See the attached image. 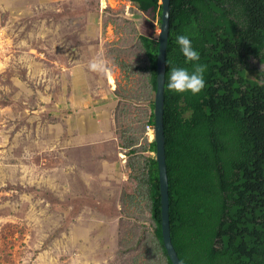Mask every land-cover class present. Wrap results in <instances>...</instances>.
<instances>
[{
  "label": "rangeland",
  "instance_id": "374dc122",
  "mask_svg": "<svg viewBox=\"0 0 264 264\" xmlns=\"http://www.w3.org/2000/svg\"><path fill=\"white\" fill-rule=\"evenodd\" d=\"M116 1L0 0V264H167L148 200L125 184L118 130L144 104L119 123L112 87L139 94L131 22L154 12ZM96 57L107 75L89 70Z\"/></svg>",
  "mask_w": 264,
  "mask_h": 264
},
{
  "label": "trees",
  "instance_id": "16d2710c",
  "mask_svg": "<svg viewBox=\"0 0 264 264\" xmlns=\"http://www.w3.org/2000/svg\"><path fill=\"white\" fill-rule=\"evenodd\" d=\"M132 1L154 12L138 26L131 22L141 50L125 71L140 75L132 81L139 94L123 93L116 80L112 87L125 94L119 123L134 103L149 101L150 112L139 105L147 133L156 121L164 0ZM170 21L164 119L173 242L183 264H264V0H171ZM178 35L191 39L199 63L208 66L196 95L166 87L173 67L191 73L196 63L182 54ZM118 132L131 153L157 150L155 139L138 144L125 125ZM128 163L134 198L148 200L155 242L174 264L164 242L157 155Z\"/></svg>",
  "mask_w": 264,
  "mask_h": 264
},
{
  "label": "water",
  "instance_id": "95a60500",
  "mask_svg": "<svg viewBox=\"0 0 264 264\" xmlns=\"http://www.w3.org/2000/svg\"><path fill=\"white\" fill-rule=\"evenodd\" d=\"M170 9L171 0H164L163 13L160 26V52L158 57V88L156 92V121L155 140L157 142L156 155L160 168V183L162 192V225L164 242L174 264H183L179 252L173 242L171 231V193L168 174L167 153H166V132H165V83L167 69V49L170 36Z\"/></svg>",
  "mask_w": 264,
  "mask_h": 264
},
{
  "label": "clouds",
  "instance_id": "9594fccd",
  "mask_svg": "<svg viewBox=\"0 0 264 264\" xmlns=\"http://www.w3.org/2000/svg\"><path fill=\"white\" fill-rule=\"evenodd\" d=\"M176 41L186 60L196 63L193 64V71L191 73L185 68L173 67L166 87L175 93L191 92L193 95L199 94L205 88L204 74L208 66L199 63L200 55L197 50H194L192 41L188 36L178 35ZM88 68L90 71L101 75H107L110 72L106 60L102 57L93 58L89 62ZM147 134H149L148 131ZM153 138L155 139V135Z\"/></svg>",
  "mask_w": 264,
  "mask_h": 264
},
{
  "label": "crops",
  "instance_id": "0c3cea01",
  "mask_svg": "<svg viewBox=\"0 0 264 264\" xmlns=\"http://www.w3.org/2000/svg\"><path fill=\"white\" fill-rule=\"evenodd\" d=\"M126 87V86H125ZM139 103V102H137ZM136 103V105H137ZM144 108L147 112H150L151 111V105L149 103V101H145L144 103ZM145 119V118H144ZM143 120V119H142ZM139 122H132L131 123V126L129 128H127L129 130V132L131 131V133H133V135H135L136 137H138V144H146L147 141H152L154 140L153 137H151V134H147L146 133V128H145V132L142 128H140L139 126ZM145 136H148V139L145 137ZM129 148L125 147V184L128 183V180L130 178V167H129V161L132 159H136V157H146V156H155L156 155V152L154 151H150V150H147V151H138V152H134V153H131L128 151Z\"/></svg>",
  "mask_w": 264,
  "mask_h": 264
},
{
  "label": "built area",
  "instance_id": "2783aa9c",
  "mask_svg": "<svg viewBox=\"0 0 264 264\" xmlns=\"http://www.w3.org/2000/svg\"><path fill=\"white\" fill-rule=\"evenodd\" d=\"M101 5L104 9H107L109 7L115 8V3H117L116 0H100ZM124 3V1L122 2ZM125 3H127L126 11L131 14H140L141 9L132 1V0H125ZM120 4V3H119ZM147 131L152 136L155 135V125L148 123L147 124Z\"/></svg>",
  "mask_w": 264,
  "mask_h": 264
},
{
  "label": "bare ground",
  "instance_id": "6f19581e",
  "mask_svg": "<svg viewBox=\"0 0 264 264\" xmlns=\"http://www.w3.org/2000/svg\"><path fill=\"white\" fill-rule=\"evenodd\" d=\"M152 136V135H151Z\"/></svg>",
  "mask_w": 264,
  "mask_h": 264
}]
</instances>
